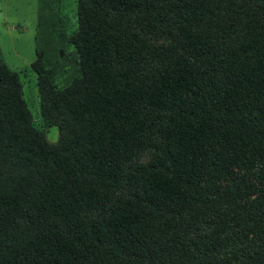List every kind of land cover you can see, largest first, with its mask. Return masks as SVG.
<instances>
[{
  "label": "trees",
  "instance_id": "trees-1",
  "mask_svg": "<svg viewBox=\"0 0 264 264\" xmlns=\"http://www.w3.org/2000/svg\"><path fill=\"white\" fill-rule=\"evenodd\" d=\"M76 14L38 0L56 141L0 61V264H264V0Z\"/></svg>",
  "mask_w": 264,
  "mask_h": 264
},
{
  "label": "rangeland",
  "instance_id": "rangeland-1",
  "mask_svg": "<svg viewBox=\"0 0 264 264\" xmlns=\"http://www.w3.org/2000/svg\"><path fill=\"white\" fill-rule=\"evenodd\" d=\"M37 4L38 0H0V61L18 73L33 124L45 131L50 141H56L58 127H47L41 118L37 75L31 67L36 58ZM62 9L76 21L77 0H62Z\"/></svg>",
  "mask_w": 264,
  "mask_h": 264
},
{
  "label": "water",
  "instance_id": "water-1",
  "mask_svg": "<svg viewBox=\"0 0 264 264\" xmlns=\"http://www.w3.org/2000/svg\"><path fill=\"white\" fill-rule=\"evenodd\" d=\"M60 53H62V50H61V52Z\"/></svg>",
  "mask_w": 264,
  "mask_h": 264
}]
</instances>
